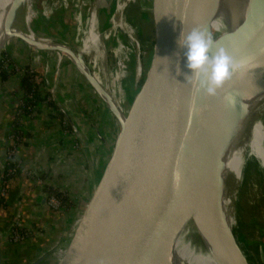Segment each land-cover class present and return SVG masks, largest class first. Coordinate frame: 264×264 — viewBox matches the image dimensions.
Instances as JSON below:
<instances>
[{"label": "water", "instance_id": "95a60500", "mask_svg": "<svg viewBox=\"0 0 264 264\" xmlns=\"http://www.w3.org/2000/svg\"><path fill=\"white\" fill-rule=\"evenodd\" d=\"M131 2L121 4L113 74L87 61L81 51L75 53L79 60L67 57L55 62L54 70H40L24 41L34 33L31 0H7L0 7V74L10 67L20 81L52 101L58 91H83L110 119L91 192L56 264H183L177 251L171 259L153 255L149 242L171 233L195 193L205 200L219 186L223 147L242 145L254 120L264 122V99L250 93L264 85L263 40L251 60L237 65L224 93L218 97V89L209 96L195 77L191 83L186 79L192 72L179 44L181 33L186 36L193 28L211 34L205 0H139L140 10L128 21L124 11ZM149 19L157 25L150 42L142 25ZM215 41L213 53L223 47L237 63L239 53L229 37ZM238 48L253 53L252 47ZM91 78L109 91L117 111ZM241 251L237 263L249 264ZM47 255L31 264H42Z\"/></svg>", "mask_w": 264, "mask_h": 264}, {"label": "rangeland", "instance_id": "374dc122", "mask_svg": "<svg viewBox=\"0 0 264 264\" xmlns=\"http://www.w3.org/2000/svg\"><path fill=\"white\" fill-rule=\"evenodd\" d=\"M125 1L126 0H73L72 2V0H44V10L45 12H49L48 15L47 13H45V15L49 17L54 14L58 16L66 15L67 12L64 13V8H68L69 10L71 9L72 12H74L75 10V12H77L76 15L73 16V14L71 15L70 13L68 17L66 15V19L76 23V27L74 31H71L70 27H68L67 24L66 26H64V28H62L60 26L58 27L54 22L50 23L49 21V31L52 34L53 39L50 37L51 35L41 37L35 33H31L29 34V36L24 34L25 44L33 58L34 63L37 64L40 70H50V68H52L55 62L64 60L67 57H74H72L69 53L60 50L58 51L53 49L49 50L36 48L38 46L30 44L26 40L40 42L45 47L56 46L58 44L57 42H61L59 43L61 45L63 43H68L70 45L67 46L73 47L77 51H80L82 50V42L88 36V30L89 27H91V16L95 11V15L97 18L96 31L99 35V41L98 45L91 48L92 52L86 54L87 56L85 55V58L91 63L98 62L100 65L98 63L97 65L101 66L102 70H107L110 74H113L115 72L116 63L115 52L119 40V35L121 32L119 27L121 4ZM31 5L33 9L36 10V7L32 1ZM139 10V0H134V2H131V4L127 6L124 11L125 19L129 21L134 14L136 16V13ZM142 25H144L145 30V40L150 42L152 38H155V31L157 30V25L154 24V20L151 21L150 19L148 22L145 23H143L142 21ZM43 53H52L53 56H50V60H53V64L45 60V58L43 57ZM75 57L76 58L74 59L79 60L77 55ZM5 69H9L10 72L13 71L10 67H7ZM16 87L17 85L14 87V89H12V93L14 92V95H20L22 92H19V87ZM119 98L121 101H124L125 92L124 94H120ZM16 101V104L18 105L17 96ZM70 102L71 100H66L63 103H61V101H58L57 105H59L60 107L58 106L59 108L57 109L58 113L66 114V116L68 117L67 122L71 123L74 129L67 130L64 127H61L58 134H55V132L54 134H52V142L54 146L58 144L57 148L54 147V153H56V150H59L60 148L62 149V147L64 149L68 148V150H70V153L66 154V156L68 155V163L70 164L69 168L71 170L68 172H61L60 175L56 178V182H52L51 177L47 180V182L50 184L58 185L61 190L67 193H69L70 191L76 194L80 193L77 196H71V199L74 201L73 205L80 207V210L78 208L77 214L76 216H74L75 219L72 221L71 227H65L63 228L64 230H60L59 226L57 225L56 229H58L60 232L56 233L57 238L54 239L55 243H49L47 245V248L52 249L50 251L49 249L46 250L49 252L45 251L46 253L44 252L38 257L39 259L41 256L48 253L47 258L42 262L44 263L46 261L44 264L49 263L51 261L53 262L54 260H58L61 252L65 249L69 242L74 223L79 217V214L85 204V201L91 192L94 175L96 172V165L103 150L102 136L107 127V124L110 122V119L108 118L109 115L106 116L104 112L102 111V113L100 110V112L98 113H100L101 116L98 113H95V115H97V120L95 122H90L88 120L82 121L79 118L80 116L78 114V109H76V111H70L72 114L66 111V104ZM109 103L111 104V102ZM111 107L115 109L112 104ZM41 108L42 111H45V108L53 110V108L51 107H46V104H43ZM69 108L71 109V107ZM115 111L117 110L115 109ZM28 119L30 118H24L21 120V128H24L23 125L27 123L26 121H28ZM59 120V118H55L53 121H51V123H55L52 126L56 127V124L59 123ZM63 121L66 123L65 118L63 119ZM10 129L11 127L9 128V130ZM54 129L56 130V128ZM9 130L7 133H9ZM21 130L26 132L25 129ZM7 135L8 134H6V136ZM62 151L64 152L65 150ZM62 170V167H60V171ZM7 193L8 191L4 196L5 198L7 196ZM74 199H76L77 202H75ZM3 200H0V204L3 203ZM236 205L237 224L235 228V233L242 240L241 246L246 255V259L249 264H264V168L253 156L248 157L246 165L243 169V179L237 191ZM71 212H75V210H70V214L68 213L72 217L73 214H71ZM61 221V223L65 224L64 219ZM11 223L12 222H10L8 225L9 229H5L6 231H0L1 244H4V242L7 241L9 242L10 247L16 245L17 243L23 242L25 239H27V237L31 236L27 235V237L17 242L10 240ZM36 228L34 227V229ZM3 232L6 233V240H3L4 238H2ZM53 235H55V233H53Z\"/></svg>", "mask_w": 264, "mask_h": 264}, {"label": "bare ground", "instance_id": "6f19581e", "mask_svg": "<svg viewBox=\"0 0 264 264\" xmlns=\"http://www.w3.org/2000/svg\"><path fill=\"white\" fill-rule=\"evenodd\" d=\"M6 1L0 0L1 8ZM203 9L210 15L212 37L217 39L227 35L232 49L239 53L237 65L251 60L259 49V44L264 41V0H205ZM91 18L88 36L82 42L80 50L84 55L91 53V48L98 45L99 41L95 11ZM26 41L38 46L36 48L60 50L76 58L77 50L73 47L59 43L45 47L40 42ZM238 47H252L253 53L248 55L249 51L246 54ZM91 79L117 110V103L109 91H104L96 79ZM227 85L228 82H225L219 89L218 97L224 93ZM250 93L260 100L264 99V85L252 88ZM249 156L255 157L264 168V122L261 119L254 120L249 137L242 145L223 147L216 172L217 176L221 177L219 186L211 188L205 200L195 193L171 233L167 237L153 238L148 244L149 251L161 259H171L172 251H177L183 264H238L237 256L243 258V252L242 240L235 233L236 200L243 179V169Z\"/></svg>", "mask_w": 264, "mask_h": 264}, {"label": "crops", "instance_id": "0c3cea01", "mask_svg": "<svg viewBox=\"0 0 264 264\" xmlns=\"http://www.w3.org/2000/svg\"><path fill=\"white\" fill-rule=\"evenodd\" d=\"M31 1L34 3L38 13L37 16L30 22V27L35 34H38L41 37L51 35L50 37L53 39V36L49 31V21L50 23L54 22L58 27L60 26L62 28H64V26L67 24L71 31H74L76 23L66 19V15L67 17L70 15V13L71 15L73 14V16L76 15L77 12H75V10L72 12L71 9L69 10L68 8H64V13L67 12L66 15L58 16L54 14L49 17L45 15L44 12V0ZM50 56H53L52 53H43L45 60L53 64V60H50ZM35 65L37 66V64ZM37 68L39 67L37 66ZM50 70H54V68H50ZM7 75L8 78L2 80L0 79L1 168H4L5 164L4 148L6 147V134L9 128L14 125V121L17 118V95H14V92L12 93V89H14L16 85L17 87L20 85V79L13 71H9ZM54 96V102L56 104H58V101L63 103L66 100H71L70 103L66 104V107L64 106L67 109L66 111L71 113L70 111H76V109H78V114L80 116L79 118L82 121L88 120L90 122H95L97 120V115H95V113L103 111L95 102H93L89 96L86 95L85 92L80 90H77L76 92H72L69 89L65 91H58ZM69 107H71V109ZM51 108H53V110L45 108V111H38L33 117L26 121L27 123L23 125L24 128L22 129L26 130L28 136L24 137V140H22L21 144H19L17 150L19 159H21V161L27 167H33L36 168L38 172L47 173L46 179L48 180L51 177L52 182H56V178L61 172H68L71 170L69 168L70 164L68 163V155L66 156V154L70 153V150H68L67 147V149L62 147V149L60 148L59 150H56V153L53 152L54 147L57 148L58 144L54 146L52 142V134H54V132L55 134H58L60 128L63 126H61L60 120L59 123L56 124V127L52 126L55 123H51V121H53L55 118H59L57 117L59 113L58 109L55 107L51 106ZM52 114H57V116H53ZM98 114L101 116L100 113ZM64 116H66V114H64ZM54 128H56V130ZM62 150L65 151L63 152ZM60 167H62V171H60ZM6 185L8 193L6 198L3 200V203L0 204V231H4L5 229L7 230L10 222L13 223L15 219H20L21 224H23L22 226L27 229H31L32 235L27 237V239H25L23 242L17 243L11 247L9 242L5 241L4 244H2V252L3 249L6 250V252H3V264H31L46 250L49 249L50 251L52 249L47 248V245L49 243H55L54 239L57 238L56 233L60 232L58 229H56L57 225L59 226L60 230H64L63 228L65 227L68 228L69 226H72V221L75 219L74 216H76L78 208L80 210V207L75 205L72 206L70 210H75V212H71V214H73L72 217L69 215L70 210H67L66 212H59L49 208L43 203V190L38 187L29 176L23 173L9 177L6 181ZM52 185L54 187L60 188L56 184ZM68 194L70 196H77L80 193L76 194L70 191ZM74 200L77 202L76 199ZM63 219L65 220V224L61 223V220ZM34 227L37 228L34 229ZM51 232L55 233V235H53ZM5 234L6 233L3 232V240H6L7 236ZM56 262L57 260H54L53 262L51 261L46 264H56Z\"/></svg>", "mask_w": 264, "mask_h": 264}, {"label": "clouds", "instance_id": "9594fccd", "mask_svg": "<svg viewBox=\"0 0 264 264\" xmlns=\"http://www.w3.org/2000/svg\"><path fill=\"white\" fill-rule=\"evenodd\" d=\"M215 43L212 35L199 27L186 36L182 32L179 39L180 47L186 49V67L192 72L186 79L191 83L195 77L209 96H215L237 69L236 61L226 49L220 47L213 53Z\"/></svg>", "mask_w": 264, "mask_h": 264}, {"label": "built area", "instance_id": "2783aa9c", "mask_svg": "<svg viewBox=\"0 0 264 264\" xmlns=\"http://www.w3.org/2000/svg\"><path fill=\"white\" fill-rule=\"evenodd\" d=\"M30 9H28V17H29V22H31L33 20V18H35L37 16V11L33 9L32 5L29 6ZM45 12V10H44ZM47 13V15L49 14V12H45ZM33 97L32 93H27V94H23L21 93L20 95H17L18 98V105L19 106H23L27 99H31ZM47 101H51V100H47L46 101H39L37 102V104L34 105V112L32 113V116H30L29 118L33 117V115H35L37 113V110L39 107H41L43 104L48 105ZM21 110L20 108L17 110V118L19 119V121H21L22 119L25 118V116L22 114H20ZM68 117H65V121L64 122L65 125L69 124V122H67ZM22 125H19V127H11V129L9 130V133H7V144H6V151H5V163L4 164V168L5 166H8V174H19V173H23L26 174L27 176H29L38 187H40L43 190V198H46V205L56 211L59 212H66V208L63 205V202L61 200V197L55 193V191H50L48 189L49 185H52L50 183L47 182V179L44 178L42 176L41 172H38L36 169L33 168H29L26 167L24 165V163L21 161V159H19L18 155H17V149L19 144H21V140L19 138V135L16 133V128L18 130H21ZM67 129V128H66ZM71 130V129H69ZM69 132V131H68ZM7 181V180H6ZM6 181L4 179L3 176H0V200H3L5 197V194L7 192V185H6ZM59 191H63L61 190V188H59ZM65 192V191H63ZM70 196V195H69ZM70 200L73 203L74 201L71 199L70 196ZM74 204V203H73ZM72 204V206H73ZM72 208V207H71ZM21 223V222H20ZM19 223L18 219H15L13 221V223L11 224L10 227V240L12 241H20L22 239H24L25 237H27V235L29 234V232H31V229H27L24 226H22V224Z\"/></svg>", "mask_w": 264, "mask_h": 264}, {"label": "trees", "instance_id": "16d2710c", "mask_svg": "<svg viewBox=\"0 0 264 264\" xmlns=\"http://www.w3.org/2000/svg\"><path fill=\"white\" fill-rule=\"evenodd\" d=\"M8 72L9 71L6 70V69L3 70L1 72V74H0V79L2 80V79H5V78H8L7 77L8 76L7 75ZM19 92H22L23 94L24 93L25 94H27V93H29V94L32 93L33 94V97L31 99L28 98L26 103L23 106L22 105L21 106L17 105V110L20 108V110H21L20 114L21 115L23 114L25 116V118H29L30 116H32V113L34 112V108L33 107H34L35 104H37V102H39L41 100L42 101H46V98L42 97L39 93H36L32 89V87L30 86V83L27 80H21L20 81ZM47 102H48L47 103L48 105H46V107L47 106L48 107L53 106L56 109L58 108L57 104L54 101L51 100V101H47ZM36 110H37V112L38 111L40 112V111H42V108L39 107ZM52 115L53 116H55V115L57 116V114H52ZM57 117H59V119H60L61 126H63L64 128H67V129H73L71 123H69L67 125L64 124L63 119L65 118V116H64L63 113H59ZM14 122L15 123H14L13 127H19V125L22 124L21 121H19L18 118H16ZM16 133L19 135V138H20L21 141L24 140V137L28 136L26 132H24L22 130H18L17 128H16ZM5 165H6V163H5ZM5 167L6 168L3 169L0 166V176H3L5 181H6L9 177L13 176V174H8V166H5ZM46 174L47 173H42V176L44 178H46V176H47ZM48 189L50 191H52V192L55 191V193H57L61 197V200H62L63 205L65 206L66 210H70L71 209L73 203L71 202L70 196H69V194L67 192L59 191V188L54 187L52 185H49ZM29 235H32V232H29L28 236ZM3 252H6V250L3 249Z\"/></svg>", "mask_w": 264, "mask_h": 264}]
</instances>
